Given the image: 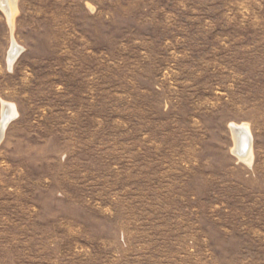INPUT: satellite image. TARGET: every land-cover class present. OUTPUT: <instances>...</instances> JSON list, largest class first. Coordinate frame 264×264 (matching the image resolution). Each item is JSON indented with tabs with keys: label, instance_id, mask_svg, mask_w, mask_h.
Wrapping results in <instances>:
<instances>
[{
	"label": "rangeland",
	"instance_id": "obj_1",
	"mask_svg": "<svg viewBox=\"0 0 264 264\" xmlns=\"http://www.w3.org/2000/svg\"><path fill=\"white\" fill-rule=\"evenodd\" d=\"M16 7L0 264H264V0Z\"/></svg>",
	"mask_w": 264,
	"mask_h": 264
},
{
	"label": "bare ground",
	"instance_id": "obj_2",
	"mask_svg": "<svg viewBox=\"0 0 264 264\" xmlns=\"http://www.w3.org/2000/svg\"><path fill=\"white\" fill-rule=\"evenodd\" d=\"M17 0H0V10L4 14L9 28L12 33L13 21L17 11ZM12 45H16L13 37L11 38ZM15 54L9 55V66L13 64ZM15 106L10 103L1 101V121H0V141L4 135L7 125L16 116ZM231 131L235 137L234 154L242 156L240 160L245 163H250L252 158L251 136L246 125H231Z\"/></svg>",
	"mask_w": 264,
	"mask_h": 264
}]
</instances>
